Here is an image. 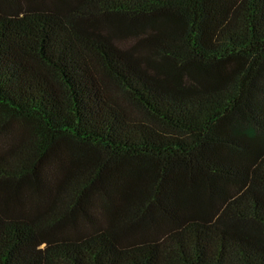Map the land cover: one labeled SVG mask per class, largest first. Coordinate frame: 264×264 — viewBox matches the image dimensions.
<instances>
[{
    "label": "trees",
    "instance_id": "1",
    "mask_svg": "<svg viewBox=\"0 0 264 264\" xmlns=\"http://www.w3.org/2000/svg\"><path fill=\"white\" fill-rule=\"evenodd\" d=\"M0 264H264V0H0Z\"/></svg>",
    "mask_w": 264,
    "mask_h": 264
},
{
    "label": "rangeland",
    "instance_id": "2",
    "mask_svg": "<svg viewBox=\"0 0 264 264\" xmlns=\"http://www.w3.org/2000/svg\"><path fill=\"white\" fill-rule=\"evenodd\" d=\"M119 42L122 43V44H124V45H129V42H126V41H124V40L119 41Z\"/></svg>",
    "mask_w": 264,
    "mask_h": 264
}]
</instances>
